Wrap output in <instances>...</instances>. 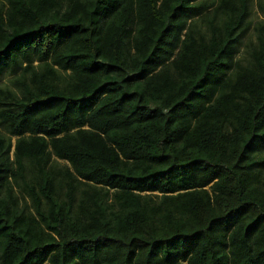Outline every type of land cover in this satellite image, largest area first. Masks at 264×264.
I'll list each match as a JSON object with an SVG mask.
<instances>
[{
    "label": "trees",
    "instance_id": "16d2710c",
    "mask_svg": "<svg viewBox=\"0 0 264 264\" xmlns=\"http://www.w3.org/2000/svg\"><path fill=\"white\" fill-rule=\"evenodd\" d=\"M251 5L0 0V264H264Z\"/></svg>",
    "mask_w": 264,
    "mask_h": 264
},
{
    "label": "rangeland",
    "instance_id": "374dc122",
    "mask_svg": "<svg viewBox=\"0 0 264 264\" xmlns=\"http://www.w3.org/2000/svg\"><path fill=\"white\" fill-rule=\"evenodd\" d=\"M258 0H252V5H251V12H250V19L255 22L256 20L262 18L261 13L258 9ZM251 37V31L248 32V34L245 36V38L243 39L244 41L247 40V38ZM244 53V47H241L240 52L238 53L237 57H242Z\"/></svg>",
    "mask_w": 264,
    "mask_h": 264
}]
</instances>
